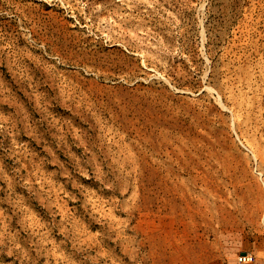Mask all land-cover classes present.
<instances>
[{
  "label": "rangeland",
  "instance_id": "obj_1",
  "mask_svg": "<svg viewBox=\"0 0 264 264\" xmlns=\"http://www.w3.org/2000/svg\"><path fill=\"white\" fill-rule=\"evenodd\" d=\"M264 264V0H0V264Z\"/></svg>",
  "mask_w": 264,
  "mask_h": 264
},
{
  "label": "built area",
  "instance_id": "obj_2",
  "mask_svg": "<svg viewBox=\"0 0 264 264\" xmlns=\"http://www.w3.org/2000/svg\"><path fill=\"white\" fill-rule=\"evenodd\" d=\"M253 260V257L250 256L248 253H245V255L239 254L236 259L238 264H250L253 262Z\"/></svg>",
  "mask_w": 264,
  "mask_h": 264
},
{
  "label": "water",
  "instance_id": "obj_3",
  "mask_svg": "<svg viewBox=\"0 0 264 264\" xmlns=\"http://www.w3.org/2000/svg\"><path fill=\"white\" fill-rule=\"evenodd\" d=\"M241 255H245V253H241Z\"/></svg>",
  "mask_w": 264,
  "mask_h": 264
}]
</instances>
